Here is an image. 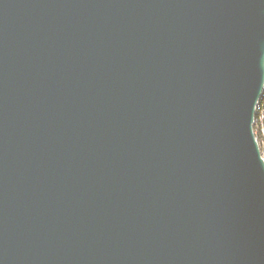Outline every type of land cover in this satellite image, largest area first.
<instances>
[{"label": "water", "instance_id": "95a60500", "mask_svg": "<svg viewBox=\"0 0 264 264\" xmlns=\"http://www.w3.org/2000/svg\"><path fill=\"white\" fill-rule=\"evenodd\" d=\"M264 0H0V264H264Z\"/></svg>", "mask_w": 264, "mask_h": 264}, {"label": "trees", "instance_id": "16d2710c", "mask_svg": "<svg viewBox=\"0 0 264 264\" xmlns=\"http://www.w3.org/2000/svg\"><path fill=\"white\" fill-rule=\"evenodd\" d=\"M262 116L264 117V92H263L262 97L259 101V106H258V109L256 111L255 129L257 131L259 130V128L262 127V125H264V123L261 124L262 123V121H261ZM259 119H260V121H259Z\"/></svg>", "mask_w": 264, "mask_h": 264}, {"label": "bare ground", "instance_id": "6f19581e", "mask_svg": "<svg viewBox=\"0 0 264 264\" xmlns=\"http://www.w3.org/2000/svg\"><path fill=\"white\" fill-rule=\"evenodd\" d=\"M263 92H264V91H263ZM262 94H263V93H262ZM261 97H262V96H261ZM260 99H261V98H260ZM259 101H260V100H259ZM258 106H259V103H258ZM258 106H257V109H258ZM257 109H256V111H257ZM255 121H256V115H255ZM261 121H262L261 124H263V123H264V117H263V116L261 117ZM254 125H255V122H254ZM253 130H254V127H253ZM254 134H255L256 139H258L257 141L260 143V141H259V136H260V139H261L262 134H264V125H262V127L259 128L258 131L255 129ZM262 142H263V141H262ZM259 143H258V145H259ZM259 148H260V147H259ZM260 152H261V148H260ZM261 155H262V157L264 158L262 152H261Z\"/></svg>", "mask_w": 264, "mask_h": 264}, {"label": "rangeland", "instance_id": "374dc122", "mask_svg": "<svg viewBox=\"0 0 264 264\" xmlns=\"http://www.w3.org/2000/svg\"><path fill=\"white\" fill-rule=\"evenodd\" d=\"M254 129H255V125H254ZM259 141H260V143L258 142L259 143V147L261 148V152H262V154L264 156V134H262L261 139H260V136H259Z\"/></svg>", "mask_w": 264, "mask_h": 264}, {"label": "built area", "instance_id": "2783aa9c", "mask_svg": "<svg viewBox=\"0 0 264 264\" xmlns=\"http://www.w3.org/2000/svg\"><path fill=\"white\" fill-rule=\"evenodd\" d=\"M259 121H260V119H259Z\"/></svg>", "mask_w": 264, "mask_h": 264}]
</instances>
